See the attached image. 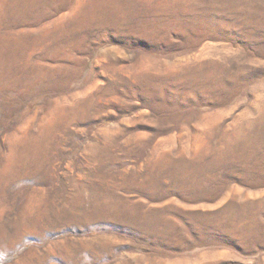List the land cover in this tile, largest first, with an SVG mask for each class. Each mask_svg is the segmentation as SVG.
<instances>
[{"label":"rangeland","instance_id":"374dc122","mask_svg":"<svg viewBox=\"0 0 264 264\" xmlns=\"http://www.w3.org/2000/svg\"><path fill=\"white\" fill-rule=\"evenodd\" d=\"M0 264H264V0H0Z\"/></svg>","mask_w":264,"mask_h":264},{"label":"bare ground","instance_id":"6f19581e","mask_svg":"<svg viewBox=\"0 0 264 264\" xmlns=\"http://www.w3.org/2000/svg\"><path fill=\"white\" fill-rule=\"evenodd\" d=\"M18 153V152H17ZM16 153V154H17ZM23 155V154H22ZM15 156H17V155H15ZM19 156H21V155H19ZM22 157V156H21ZM16 158V157H15ZM19 160V159H18ZM84 191V190H83ZM90 197V196H89ZM84 199V198H83ZM86 199V198H85ZM76 202V201H75ZM86 205V204H85ZM96 205V207L94 206L93 208H92V210H94V211H96L98 208H99V211L100 212H102V213H106V214H112V215H114V216H119V215H123V214H128V215H130V217H134L133 216V212L134 211H132V209H125L124 207H120V206H117V205H112V204H103V205H97V203L95 204ZM78 206V205H77ZM132 208V207H131ZM86 209V208H85ZM84 209V210H85ZM104 209V210H103ZM73 210V209H72ZM83 210V211H84ZM69 211V210H68ZM79 211H80V209H79ZM138 212V211H137ZM68 214V213H67ZM125 216H127V215H125ZM127 218V217H126ZM129 221V220H128ZM130 222H132V221H130Z\"/></svg>","mask_w":264,"mask_h":264}]
</instances>
